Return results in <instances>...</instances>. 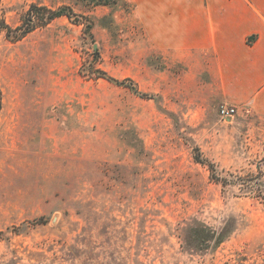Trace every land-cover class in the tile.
Listing matches in <instances>:
<instances>
[{"label":"rangeland","instance_id":"rangeland-1","mask_svg":"<svg viewBox=\"0 0 264 264\" xmlns=\"http://www.w3.org/2000/svg\"><path fill=\"white\" fill-rule=\"evenodd\" d=\"M152 1L0 0V264L262 263L264 99Z\"/></svg>","mask_w":264,"mask_h":264},{"label":"crops","instance_id":"crops-1","mask_svg":"<svg viewBox=\"0 0 264 264\" xmlns=\"http://www.w3.org/2000/svg\"><path fill=\"white\" fill-rule=\"evenodd\" d=\"M171 1H152L155 11L150 15H162L166 36H189L181 45L212 49L220 99H264V0H223L215 12L196 6L192 14L184 0ZM162 3L165 9L159 12Z\"/></svg>","mask_w":264,"mask_h":264},{"label":"trees","instance_id":"trees-1","mask_svg":"<svg viewBox=\"0 0 264 264\" xmlns=\"http://www.w3.org/2000/svg\"><path fill=\"white\" fill-rule=\"evenodd\" d=\"M87 1V0H86ZM82 3H84L85 1H81ZM119 2V0H88V5L89 8L95 7L96 6H112L115 5ZM42 11H46L49 15H52L51 19H57L59 17H62L64 15H74L73 13V9L69 8V7H63L59 10L56 11H51L49 9L44 8ZM3 109V93L2 90L0 88V116H1V112ZM246 259H243L241 257H237L232 263L233 264H246ZM264 264V257L262 260V263Z\"/></svg>","mask_w":264,"mask_h":264},{"label":"built area","instance_id":"built-area-1","mask_svg":"<svg viewBox=\"0 0 264 264\" xmlns=\"http://www.w3.org/2000/svg\"><path fill=\"white\" fill-rule=\"evenodd\" d=\"M219 114L225 121L233 119L236 114V109L230 105L222 104L219 107Z\"/></svg>","mask_w":264,"mask_h":264},{"label":"water","instance_id":"water-1","mask_svg":"<svg viewBox=\"0 0 264 264\" xmlns=\"http://www.w3.org/2000/svg\"><path fill=\"white\" fill-rule=\"evenodd\" d=\"M97 48H98V46H97V45H95V46H94V49H95V50H97Z\"/></svg>","mask_w":264,"mask_h":264}]
</instances>
